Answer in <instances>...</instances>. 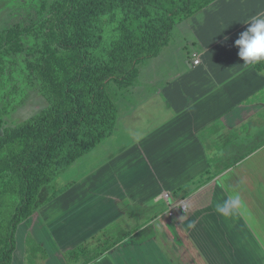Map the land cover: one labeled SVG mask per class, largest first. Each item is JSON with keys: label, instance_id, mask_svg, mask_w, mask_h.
<instances>
[{"label": "crops", "instance_id": "1", "mask_svg": "<svg viewBox=\"0 0 264 264\" xmlns=\"http://www.w3.org/2000/svg\"><path fill=\"white\" fill-rule=\"evenodd\" d=\"M258 14L264 0H215L180 24L192 37L154 69L172 65L160 83L139 87L153 84L150 96L119 111L117 150L81 157L70 187L18 225L9 264H238L232 234L264 243V68L235 45ZM163 191L188 210L166 214ZM234 193L246 210L219 215Z\"/></svg>", "mask_w": 264, "mask_h": 264}, {"label": "trees", "instance_id": "2", "mask_svg": "<svg viewBox=\"0 0 264 264\" xmlns=\"http://www.w3.org/2000/svg\"><path fill=\"white\" fill-rule=\"evenodd\" d=\"M213 1L47 3L51 13L48 31L33 67L49 104L39 115L0 136V235L4 237L0 264L12 261L18 225L71 183L53 187L45 197L43 189L112 135L119 113L118 95L136 84L142 62L159 54L176 24ZM27 31L11 28L1 32L0 52L3 48L21 51L20 37ZM255 66L262 69L264 63Z\"/></svg>", "mask_w": 264, "mask_h": 264}, {"label": "rangeland", "instance_id": "3", "mask_svg": "<svg viewBox=\"0 0 264 264\" xmlns=\"http://www.w3.org/2000/svg\"><path fill=\"white\" fill-rule=\"evenodd\" d=\"M51 1L53 0H0V33L11 28L28 29V31L20 37V42L23 45L21 51L14 52L3 48L2 52H0V136L4 135L8 128H12L28 118L39 115L49 104L48 99L43 94L41 81L36 76L33 66L37 62L38 57H40L41 53L39 49L43 45L45 34L48 31L46 23L49 21L51 13L48 12L47 3ZM180 24L181 23H178L173 27L167 45L161 49L156 57H152L153 63L149 62L151 58L142 62L140 68L142 72L146 74L144 73L143 76L141 73L134 86L125 90V92L119 93L117 100L118 107L120 108L119 111H125L127 113L131 108L127 109L128 106L132 105L134 101L140 103L143 98L150 96L154 91L153 84H149L144 91H140L139 87H143L145 80L152 79V73L157 66L164 65L163 58L169 57L173 59L172 55L178 47V42L185 41L187 37H192L190 31L187 32L184 24L183 26H180ZM183 27L185 29H183ZM151 64L152 68L149 69V65ZM147 65L149 70L146 68ZM171 68L172 65L168 68L166 66L164 70L158 69L153 77L155 84L160 83ZM140 82L142 85H139ZM117 122L118 118L116 124ZM123 125L124 123L122 122L119 130H122ZM119 141L122 142L123 139L119 138ZM119 141L116 142L115 138L110 137L97 145V148H94L95 150H91V154H96L89 160V164L91 166L96 165V163L100 162L102 155L106 153L109 154V151L112 152L117 150ZM85 157L87 158L88 156ZM86 158H80L77 162L70 165L65 172L56 178L51 186L43 189L41 195L45 197L53 187H61L65 181L74 177L78 165L85 163L84 159ZM7 177L9 178V176ZM242 210L246 209L243 207ZM243 212L244 211H241L242 214ZM250 214L258 217V212L256 210H251ZM256 221L264 222V219L258 218ZM261 228L263 229V227ZM238 231H240V229ZM238 233L240 234V232ZM238 233L236 235H231L233 246H228L229 251H227V253L235 255L238 264H264V243L259 238L260 233L256 234L255 238H250L249 235H245L248 239H245L244 235H239ZM262 234L263 239L264 233ZM32 240L31 237L30 241ZM3 241L4 237L0 235V245ZM260 246L263 248L260 249ZM30 248V256H28L30 259L32 258L34 260L39 250L33 246Z\"/></svg>", "mask_w": 264, "mask_h": 264}, {"label": "clouds", "instance_id": "4", "mask_svg": "<svg viewBox=\"0 0 264 264\" xmlns=\"http://www.w3.org/2000/svg\"><path fill=\"white\" fill-rule=\"evenodd\" d=\"M249 27L235 41L239 57L247 66L264 63V14L251 18ZM243 202L238 193L229 196L222 204H217L215 211L223 217H231L241 212Z\"/></svg>", "mask_w": 264, "mask_h": 264}, {"label": "built area", "instance_id": "5", "mask_svg": "<svg viewBox=\"0 0 264 264\" xmlns=\"http://www.w3.org/2000/svg\"><path fill=\"white\" fill-rule=\"evenodd\" d=\"M200 62L199 59L195 60V64H198ZM164 199L167 202L168 208L166 210V214H168L169 216H174L176 210H181V211H187L188 210V204L186 202V200L182 199L179 200L177 202H173L171 200V193L169 191H163L160 194L159 199Z\"/></svg>", "mask_w": 264, "mask_h": 264}]
</instances>
